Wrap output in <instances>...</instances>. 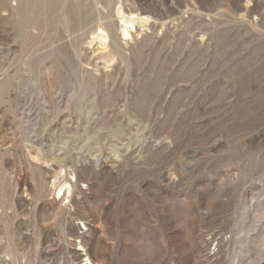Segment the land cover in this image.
<instances>
[{"label": "rangeland", "instance_id": "obj_1", "mask_svg": "<svg viewBox=\"0 0 264 264\" xmlns=\"http://www.w3.org/2000/svg\"><path fill=\"white\" fill-rule=\"evenodd\" d=\"M0 264H264V0H0Z\"/></svg>", "mask_w": 264, "mask_h": 264}, {"label": "bare ground", "instance_id": "obj_2", "mask_svg": "<svg viewBox=\"0 0 264 264\" xmlns=\"http://www.w3.org/2000/svg\"><path fill=\"white\" fill-rule=\"evenodd\" d=\"M139 19V16L136 14H133L132 16H122L121 20H122V26H123V39H126L130 36H132V30L135 28V24H136V20ZM97 39H99L100 41H105L108 38V34L107 31L102 28L98 31V34L96 36ZM103 44V43H102ZM106 45V44H105ZM61 172H59L60 174ZM75 185L72 184V181L69 180H64V182H62L59 185V189H58V194L60 198H69L71 196V194L73 193ZM69 191V193H67ZM69 194V195H67ZM74 194V193H73ZM57 199V197H56ZM88 257V255H86ZM86 257V258H87Z\"/></svg>", "mask_w": 264, "mask_h": 264}, {"label": "built area", "instance_id": "obj_3", "mask_svg": "<svg viewBox=\"0 0 264 264\" xmlns=\"http://www.w3.org/2000/svg\"><path fill=\"white\" fill-rule=\"evenodd\" d=\"M88 258V257H87Z\"/></svg>", "mask_w": 264, "mask_h": 264}]
</instances>
